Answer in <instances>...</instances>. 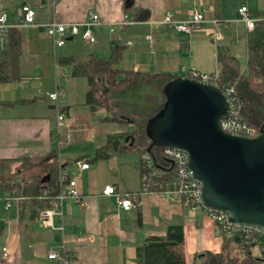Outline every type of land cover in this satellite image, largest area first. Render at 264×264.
I'll use <instances>...</instances> for the list:
<instances>
[{
	"label": "crops",
	"instance_id": "crops-1",
	"mask_svg": "<svg viewBox=\"0 0 264 264\" xmlns=\"http://www.w3.org/2000/svg\"><path fill=\"white\" fill-rule=\"evenodd\" d=\"M23 5L35 10L36 25H17ZM128 5L132 7L126 11L123 0H0V11L7 14L8 23L12 25L10 43L14 38L19 40L17 69L20 76L0 82V88L2 84L9 86L4 96L0 94V100L15 101L0 110V175L7 173L10 182L16 176L14 169L21 157L42 155L55 149L60 164L64 165L62 169L75 178L80 194L79 200L64 199L58 203L52 226L42 224L38 215L30 218L28 205L19 215V203L13 206L14 215L1 216L0 264H59L47 255L52 249L59 250L62 243L69 264H137V248L151 237L163 236L169 225L183 228L187 263L201 251L222 250L223 234L208 212L190 210L177 195L141 191L137 151H113L105 159L90 160L107 134L123 130L121 127L126 124L103 121L104 109L91 112L84 104L85 81L71 77L69 68L58 66L55 58L75 55L85 59L90 54L105 58L113 47L122 45L124 52L116 65L120 69L169 73L175 77L189 76L191 69L213 73L217 67V49L224 48L236 55L233 45L244 39L246 29L238 20V7L246 5L251 13L259 12L264 16V0H128ZM136 8L147 9L149 19L134 20L132 12ZM90 12L99 17L98 23L90 26L94 42H87L79 35H66L63 45H53L44 24L53 18L83 22ZM194 12L203 13L205 21L190 33L162 22L167 13L174 21H184ZM124 15L131 22L124 24ZM213 20L221 34L216 42L210 38ZM233 24H242V30L233 32ZM33 31L39 32L40 37L31 43L44 45L48 53L50 50L53 53V67L48 59L47 74L53 73L54 84L40 94L33 88L36 84L30 83L39 80L44 66L36 54L27 51L26 43L30 41L22 34ZM10 43L1 58V73L10 72L13 67ZM28 69L31 71L26 73ZM56 89L60 91L57 104L67 111L60 126L55 103L46 96ZM55 130L60 137L71 135V140L57 148L52 136ZM75 160H84L89 167L80 170L73 165ZM106 185H113L118 193H139L132 197L138 206L130 211L118 209L115 197L102 193ZM0 190L4 208V198L10 190L5 186H0ZM3 247H6L5 253Z\"/></svg>",
	"mask_w": 264,
	"mask_h": 264
},
{
	"label": "trees",
	"instance_id": "trees-1",
	"mask_svg": "<svg viewBox=\"0 0 264 264\" xmlns=\"http://www.w3.org/2000/svg\"><path fill=\"white\" fill-rule=\"evenodd\" d=\"M123 3L126 11L132 7L128 5V0H123ZM252 15L256 17L254 28L245 30L244 34L245 68H241L236 55L227 49L218 48L216 54L218 76L215 83L229 90V97L238 116L259 132L264 128V16L259 12ZM132 18L147 20L149 11L136 8L132 12ZM10 46V61L13 67L10 72H0V82L20 78L17 69L18 38H14ZM123 52L124 46L117 45L105 58L90 54L85 59H80L70 55L58 56L55 62L60 67H68L71 77L85 81L84 104L91 112L104 109L106 115L101 118L103 121L130 124L132 127L130 131L108 133L105 141L95 148L90 160L94 162L105 159L113 151H137L140 155L141 190L144 187L149 191L163 190L165 180L172 176V169L168 167L165 174H154L142 179L146 171L141 155L149 151L157 166L160 169L163 167L164 160L160 153L164 145H151L145 125L163 109L167 100L164 86L177 77L169 73L152 74L120 69L116 65L121 60ZM14 102L0 100V110L3 105ZM63 166L55 149L42 155L23 156L14 169V174L19 176L20 182H15L14 178L8 182L7 173H2L0 186L16 190L23 197L22 201L18 202L19 215L23 207L28 205L30 218H34L40 209L51 207L61 192L62 185L57 180ZM139 219L140 217L137 219L138 222ZM262 242L263 234L254 228L242 235L223 234L220 252L201 251L193 257L191 263H187L183 246V228L181 225H169L163 236L151 237L143 246L137 248V264H264ZM255 247L259 250L257 254L253 252Z\"/></svg>",
	"mask_w": 264,
	"mask_h": 264
},
{
	"label": "water",
	"instance_id": "water-1",
	"mask_svg": "<svg viewBox=\"0 0 264 264\" xmlns=\"http://www.w3.org/2000/svg\"><path fill=\"white\" fill-rule=\"evenodd\" d=\"M164 92L163 109L145 125L151 145L187 154L206 208L264 233V128L254 136L223 130L219 121L230 116L233 102L215 82L182 76Z\"/></svg>",
	"mask_w": 264,
	"mask_h": 264
},
{
	"label": "built area",
	"instance_id": "built-area-1",
	"mask_svg": "<svg viewBox=\"0 0 264 264\" xmlns=\"http://www.w3.org/2000/svg\"><path fill=\"white\" fill-rule=\"evenodd\" d=\"M237 14L238 20L244 24L246 30L249 31L254 28L256 17L252 15L250 9L246 5H240L237 9ZM98 21V14L90 12L87 19L83 22H63L53 18L48 23L44 24L43 27L46 31V34L52 39L54 46L63 45L66 35H79L83 40L92 43L95 41V38L90 26L97 24ZM204 21V16L201 12H194L188 19L184 21H174L170 13H167L162 19V22L172 24L176 30L184 33H190L191 31L198 29ZM129 22H131V19L127 15H124L123 23L125 24ZM212 23L213 27L210 31V38L213 42H216L218 39H220L221 34L215 26V20H213ZM17 25H36L35 10L28 5L21 6ZM11 28L12 25L8 23L7 14L3 11H0V62L9 44ZM188 75L189 77L197 80L215 82V79L218 76V68L216 67L213 73H203L198 70L191 69ZM226 91L229 95V90L226 89ZM59 95L60 91L58 89L46 94L47 98L55 103L54 106L56 110L58 126L64 123L67 116V111L64 108L59 107L57 104ZM219 124L223 130L231 133L241 134L244 136H254L258 133V130L255 127L248 125L238 116L234 110V107L230 116L221 119ZM52 136L55 139L57 148H59L62 143L71 140V135L69 134H65L60 137L58 130H55ZM160 155L164 160V163H162L163 167L161 169L157 166L153 155L149 151L143 152L141 155V160L146 172L142 176V179L154 174H165L167 168L169 167L172 169V176L168 180H165L163 184L165 188L159 191H162L168 195H177L180 198L181 203L190 210L201 209L208 212L215 221L218 231H220L222 234L242 235L247 234L249 230L253 228L242 224H232L229 222L225 213L208 209L203 205L200 185L191 176V171L187 166V154L184 151L177 148L164 146ZM73 165L80 170L87 169L89 167V163L84 160H75L73 161ZM13 180L15 182H20L19 176H15ZM57 181L62 185L61 192L56 196L55 200L51 204V207L41 209L38 214L39 221L46 226H52L51 219L55 214V207L59 202H62L64 199H80V194L76 186V180L74 177H70L65 169L60 170ZM141 191L149 190L144 187ZM102 193L108 196L113 195L116 199L117 208L122 211H130L131 209L138 206V202H134L132 200V197L137 193H118L116 192L113 185H106L103 188ZM22 199L23 197L20 196L16 190H10L8 195L4 198V208L9 209L13 206H16ZM262 234L263 244L261 251L264 252V233ZM2 251L5 253L6 247H3ZM47 257L48 259H52L59 264H69L70 261L67 254L65 253L63 243L60 244L59 250H50Z\"/></svg>",
	"mask_w": 264,
	"mask_h": 264
},
{
	"label": "rangeland",
	"instance_id": "rangeland-1",
	"mask_svg": "<svg viewBox=\"0 0 264 264\" xmlns=\"http://www.w3.org/2000/svg\"><path fill=\"white\" fill-rule=\"evenodd\" d=\"M9 13V12H8ZM243 26L242 24H233L232 25V31L233 32H238L236 30H239L241 29L242 30ZM26 40L30 41V43H26V48H27V51L30 53H34L36 54L38 57L39 60H41L42 64H43V68L40 69V77H39V80L36 81L35 83H30V80H27L30 85H35L33 86V88L38 92V94H40L41 92H45L44 90L47 89V88H50L53 84H54V77H53V73L52 72H49V74H47V68H48V59L49 61L51 62V66L53 67V53L52 51L50 50V52L48 53L46 47H44V45H36L35 43H31L32 41L35 40L36 37H40L39 36V32L37 33L36 31H33L32 33H22ZM45 36V35H44ZM47 39V38H46ZM234 47V52L236 53L237 57L239 58L240 60V63H241V68L244 69L245 68V56L243 55V53L245 52V45H244V39L242 38V40L240 41L239 44H234L233 45ZM37 52V53H36ZM47 61V62H46ZM46 63V64H45ZM49 65V66H50ZM51 66L49 67V70L52 69ZM31 70L28 69L27 71H25L26 73H29ZM57 77L60 78V74H59V71L57 70ZM3 86L0 88V94L2 96H4L5 94V91L6 88H9V86H6L4 84H2ZM125 126V125H124ZM121 127L123 130H132V127H129L128 125H126L125 127ZM3 192L0 190V195H2ZM15 214V210H14V207L11 208V209H8V210H5L3 208V203L2 201L0 200V220H1V216L3 215H14ZM2 241L1 237H0V242ZM253 252L254 254H257L259 252L258 248L255 247L253 249Z\"/></svg>",
	"mask_w": 264,
	"mask_h": 264
}]
</instances>
